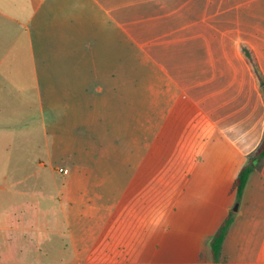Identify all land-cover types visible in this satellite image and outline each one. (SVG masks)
Masks as SVG:
<instances>
[{
	"label": "crops",
	"instance_id": "obj_1",
	"mask_svg": "<svg viewBox=\"0 0 264 264\" xmlns=\"http://www.w3.org/2000/svg\"><path fill=\"white\" fill-rule=\"evenodd\" d=\"M81 35H95L84 46L87 58ZM243 48L264 77V0H0V194L8 195V207L0 203V264L64 257L63 250H42L46 238L28 240L27 205L12 201L25 193L9 184L15 173L7 166L9 158L27 162V122L38 109L56 106L75 138L82 125L94 128L91 92L103 96L107 132L109 120L112 130L118 120L119 134L134 132L135 150L161 141L176 148L169 159L181 164L180 193L192 186L193 193L225 196L185 210L187 219L206 217L220 227L233 214L219 264H264V161L242 196L231 198L264 137V95ZM40 50L58 58L41 60ZM98 67L104 86L90 88ZM86 68L91 79H81ZM121 84L137 103L130 119L122 101L106 107L125 92ZM127 145L121 138L118 146ZM234 227L248 241L236 258L227 250Z\"/></svg>",
	"mask_w": 264,
	"mask_h": 264
},
{
	"label": "rangeland",
	"instance_id": "obj_2",
	"mask_svg": "<svg viewBox=\"0 0 264 264\" xmlns=\"http://www.w3.org/2000/svg\"><path fill=\"white\" fill-rule=\"evenodd\" d=\"M94 36L81 35V47ZM85 50L80 53L87 58ZM36 56L51 62L58 58L51 50H40ZM88 71L83 70L81 79H91ZM97 85L104 86L102 67L89 84L90 88ZM119 86L125 92L121 98H111L106 107L122 101L130 119L136 113L134 92L127 84ZM89 97L97 112L94 128L87 131L82 125L80 138H75L71 126L66 130L59 123L56 106L44 113L38 109L27 122V162L9 158L7 168L15 175L8 182L16 192L25 193L16 194L12 201L27 205V227L22 229L28 240L46 238L42 250L64 251V257L30 259L27 264H214L211 242L220 225L206 217L187 219L185 210L220 202L225 196L193 193L192 186L180 193L185 185L181 164L169 159L176 156V148L162 147L161 141L154 148L144 144L135 150L130 145L134 132L119 134L118 120L113 130L109 120V132L105 130L103 96L91 92ZM138 105L146 107L142 101ZM121 138L127 146H118ZM64 168L69 169L68 175L58 172ZM234 197L237 200L236 193ZM0 203L8 207V195L0 194ZM4 224L10 225L7 220ZM247 244L246 233L234 227L227 250L236 258Z\"/></svg>",
	"mask_w": 264,
	"mask_h": 264
},
{
	"label": "trees",
	"instance_id": "obj_3",
	"mask_svg": "<svg viewBox=\"0 0 264 264\" xmlns=\"http://www.w3.org/2000/svg\"><path fill=\"white\" fill-rule=\"evenodd\" d=\"M243 54L247 57L249 63L251 64L252 70L254 71L260 88L264 95V77L258 71L257 65L253 59V54L249 48H243ZM264 161V137L256 149V151L250 155L247 165H245L237 176L236 180L233 183L231 191L237 194V197L240 198L243 194V191L247 185L250 175L261 165ZM233 221V214H229L224 223L221 225L218 233L213 237L211 242V252L214 264H219L220 257L222 254V247L225 241V238L228 234L229 228Z\"/></svg>",
	"mask_w": 264,
	"mask_h": 264
},
{
	"label": "built area",
	"instance_id": "obj_4",
	"mask_svg": "<svg viewBox=\"0 0 264 264\" xmlns=\"http://www.w3.org/2000/svg\"><path fill=\"white\" fill-rule=\"evenodd\" d=\"M58 172L63 174V175H68L69 174V169L64 168V169H58Z\"/></svg>",
	"mask_w": 264,
	"mask_h": 264
},
{
	"label": "water",
	"instance_id": "obj_5",
	"mask_svg": "<svg viewBox=\"0 0 264 264\" xmlns=\"http://www.w3.org/2000/svg\"><path fill=\"white\" fill-rule=\"evenodd\" d=\"M235 210H237V207L235 208Z\"/></svg>",
	"mask_w": 264,
	"mask_h": 264
}]
</instances>
